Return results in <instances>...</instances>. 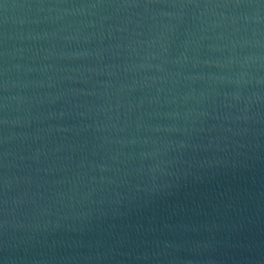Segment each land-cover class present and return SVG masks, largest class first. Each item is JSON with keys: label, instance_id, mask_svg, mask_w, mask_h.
I'll list each match as a JSON object with an SVG mask.
<instances>
[{"label": "water", "instance_id": "1", "mask_svg": "<svg viewBox=\"0 0 264 264\" xmlns=\"http://www.w3.org/2000/svg\"><path fill=\"white\" fill-rule=\"evenodd\" d=\"M0 264H264V0H0Z\"/></svg>", "mask_w": 264, "mask_h": 264}]
</instances>
